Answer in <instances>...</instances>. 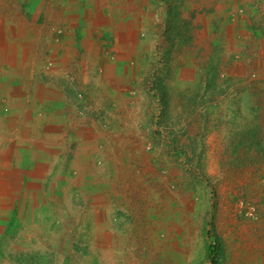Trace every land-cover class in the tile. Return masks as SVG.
<instances>
[{"label":"rangeland","instance_id":"obj_1","mask_svg":"<svg viewBox=\"0 0 264 264\" xmlns=\"http://www.w3.org/2000/svg\"><path fill=\"white\" fill-rule=\"evenodd\" d=\"M62 6L81 28L58 47ZM63 133L42 162L17 153ZM41 164L58 208L40 264H207V230L221 264H264V0H0L6 212L37 204ZM61 167L71 181L46 191Z\"/></svg>","mask_w":264,"mask_h":264},{"label":"crops","instance_id":"obj_2","mask_svg":"<svg viewBox=\"0 0 264 264\" xmlns=\"http://www.w3.org/2000/svg\"><path fill=\"white\" fill-rule=\"evenodd\" d=\"M27 1L29 3L32 2V0H27ZM105 1H118V0H105ZM68 10L69 9H65L63 7L59 11H57V15H56L57 20H59L58 17H60L58 13L61 12L63 14L65 12L66 16H64L63 19L65 18L69 19V21H66V23L68 24L67 27L71 28L70 30H68L69 34L67 36L61 35L59 39L54 40V43L58 45V47L61 44V42L66 41V42L74 43L75 29H76L75 26H78V24L80 23L81 15L78 12L79 10H77L78 14L77 13L75 14V16L79 18L77 19L76 24H75V21H71L73 16L70 14ZM25 11L29 13L31 17H34V16L38 17L40 16L41 13L43 15H46V12H48L47 9L42 8L41 3L38 4L37 7L35 8H33V5H28L25 7ZM80 25L81 24H79V27ZM42 94H43L41 96L42 100L45 99L44 101H42V105L46 106V104L50 102L49 97H51L50 95H52L51 90L47 86H45ZM74 95L75 94H73V97ZM61 101H62L61 103L63 104H69L67 96L61 99ZM55 102L56 101H52V103H55ZM49 123L52 124V127L55 125L54 122L53 123L49 122ZM25 125L33 126L34 124L26 123ZM36 125L37 126L40 125L41 128H44L45 124L43 121H40V122H37ZM58 127H60V125H58ZM65 134L66 133H63L61 135L59 134V137L57 134H55L56 138L55 139L53 138V142H55L54 143L55 146L56 144H58L57 146H60V148L52 149L51 147H49L50 142L47 141L48 137L46 138L42 137L38 140V142L34 145L33 148H28L29 144L26 142L24 145L25 148L17 149V153L19 154V156L22 155L21 154L22 152L29 153L30 154L29 158H27L28 162H31V161H34V162L41 161L42 162L45 159V156H48V154L50 153L58 154L64 151V149L61 151V148H63V145L65 144V139H66L64 138ZM54 144H50V145H54ZM19 159L22 160V158H19ZM27 159L24 161V163L27 161ZM28 162L25 164V166L28 164ZM63 169H64V166H63ZM63 169L62 167L59 168L56 171V174H54L55 175L54 178L48 181V185H46L48 188L46 189V191H49L52 187H55L54 189L56 190L63 191L64 184L65 182H67L66 180H68V183L71 181L70 178H68V176H66L65 174L69 172V170H67L66 172ZM18 170L19 168H17L14 171V175L16 174L15 183L17 184V187H16L17 190L21 188L22 185H24L22 175L20 174L21 171H18ZM29 174H30V177L26 181V184H28L29 186L27 189L25 188L26 190L24 191L29 192L31 195H35L36 197L38 196L37 204L31 201V204H13V205L14 206L16 205L17 208L19 207L18 211L20 209L21 212L24 211L25 209L29 210L30 215L26 214V216L28 217H23L21 212H19L18 215L14 214L13 205H11V210L9 212H6V206L0 204V247L1 249L2 248L4 249V247L6 248V246L4 245L5 244L4 242H7V240H9L11 236L15 235V238L17 239L15 240L16 243L13 244L15 245L13 253L8 254L5 249L3 254H0V264H40V260L38 259L42 257L45 253L40 254L41 252H38V250H35L38 248H34L33 247L34 245H32V243L33 242L41 243V241L46 240V239H47L46 241H48L49 240L48 236H50L48 235V232H51L53 230V229L50 230V227L53 224V220H55L56 218V214H57L56 212H57L58 205L57 204H44V201L40 199L41 195L43 196V194L46 193L44 190L45 183H46L45 181L46 175H45V171H44L42 164L40 165V168L31 169L29 171ZM1 176L2 175H0V177ZM58 184H60V186H58ZM55 221L57 222V220ZM8 225L9 226L12 225V228H10V230L8 228ZM55 227H54V230H55ZM43 235H45L46 237H44Z\"/></svg>","mask_w":264,"mask_h":264},{"label":"trees","instance_id":"obj_3","mask_svg":"<svg viewBox=\"0 0 264 264\" xmlns=\"http://www.w3.org/2000/svg\"><path fill=\"white\" fill-rule=\"evenodd\" d=\"M206 235L211 239L206 244V263L221 264V257L223 255L221 240L212 230H207Z\"/></svg>","mask_w":264,"mask_h":264}]
</instances>
